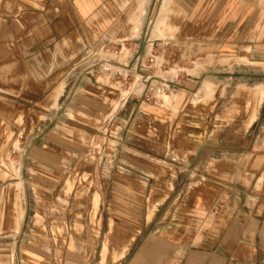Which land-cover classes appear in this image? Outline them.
I'll return each mask as SVG.
<instances>
[{
	"label": "crops",
	"instance_id": "obj_1",
	"mask_svg": "<svg viewBox=\"0 0 264 264\" xmlns=\"http://www.w3.org/2000/svg\"><path fill=\"white\" fill-rule=\"evenodd\" d=\"M111 13L117 15L113 17ZM135 20L140 21V27L134 34L138 38L131 55L136 52L150 53V46L153 45L156 54H170L174 49H180L185 55L194 52L205 56V59H215L223 53L235 52L239 36L264 37V0H0V66L11 70L5 89L7 100L12 103L6 104L2 114L13 115V102L45 100L53 95L55 104L62 100L64 93L65 99L74 98L77 92L73 89L77 84L84 89L77 95L82 93L86 99H94L92 95L95 91L107 95L115 91L120 95L116 87L93 78L92 72L86 70L87 66L76 76L65 77V86L58 88L62 77L60 54H81L86 49H73L59 42L84 30L86 35L96 31L97 37H102L100 49L104 44L121 45L126 41L125 37L113 39L123 34L129 36ZM257 20L261 23L256 25ZM154 30L156 33L151 36ZM110 35L115 37L111 39ZM226 62L204 60L199 62L202 64H199L201 70L197 75L182 73L176 80L169 79L172 87L168 91L180 93L181 103L179 110H174L171 116L143 110L138 100L124 115L127 119L132 116L133 128H117L116 132L126 137L115 139L135 152L133 156L121 155L112 160L117 167L114 177L121 182L117 186L121 195L117 193L118 199L106 209L118 214L119 222H114L119 224L118 227L136 231L130 236L127 246L119 251L115 264H256L255 260L264 264V208L260 212L258 206H254L253 200H250L254 197L253 192L248 190L254 180L262 181V160L255 158L249 171L244 165L241 172L235 171L227 176H223L220 167L207 172L205 161H193L204 143L197 139V132L201 128L215 126L210 123L212 111L208 112L202 105H192L191 100L202 94L206 99L214 95L215 101L221 100L222 80L217 74L222 72L228 73L224 80L229 83L224 90L231 93L232 86L238 83L239 66ZM163 63L155 55L151 69L142 73L153 74L154 68ZM181 63L188 69H195L190 68L191 63L187 60ZM30 70L37 73L32 74ZM103 76L126 87L125 96L120 97L123 104L127 99H133L131 83L116 80L107 74ZM205 81L214 83L215 94L214 89L208 94L201 89ZM151 82L155 83L156 79H151ZM162 95L163 99L159 96L152 102L158 108L163 107L164 97L169 94ZM173 101L164 102L170 105ZM261 103H264V96ZM58 111L54 110L52 114L53 127L39 132L33 140L37 144L38 155L22 163L23 169L37 172L33 181L41 197L52 196L59 187L63 169L73 162V159L63 157L71 153L70 148L84 143L90 134L93 136L106 131V128H78L71 118L68 127L62 126ZM71 111L76 118L82 117L79 113L93 117L100 113L88 106ZM114 117L111 115L109 121ZM255 123L253 119L244 127L248 128L246 132L250 128H264V124L256 127ZM11 127H14L13 123ZM42 127L46 126L39 122L34 125V128ZM228 127L237 128L226 124L217 128ZM152 132L157 135H150ZM169 134H176L175 138ZM160 139L162 142H159ZM160 148L169 156L166 157L168 166L165 175L158 179ZM174 151L180 157H176ZM29 178V174H22V184ZM106 178L102 180L107 181L110 174ZM127 180L138 182L133 192H129ZM2 182L4 180L0 178V264H32L37 261L38 255L30 249L29 230L56 226L51 224L57 223L56 212L61 210L39 202L32 205L29 199L24 198L18 205L15 199L13 201V191L7 188L8 183L4 185ZM141 182L144 184L141 185ZM238 183L244 189H239ZM223 188L227 192L244 193L246 200L249 199L245 209L241 211L235 205L229 212L224 211L217 200ZM22 194L26 196L25 190ZM144 197L153 198L152 204L143 203ZM169 198L175 200L164 207ZM52 213L55 214L53 217ZM36 214L43 219V225L36 224ZM159 214H164L161 220ZM133 245L136 246L133 248Z\"/></svg>",
	"mask_w": 264,
	"mask_h": 264
},
{
	"label": "rangeland",
	"instance_id": "obj_2",
	"mask_svg": "<svg viewBox=\"0 0 264 264\" xmlns=\"http://www.w3.org/2000/svg\"><path fill=\"white\" fill-rule=\"evenodd\" d=\"M110 15L115 17L117 14L111 13ZM258 22L259 20L255 21V24L257 25ZM132 29H130L129 36L123 34L113 39L126 38V41L121 42V53L116 58L100 49L99 42L102 37H97L96 31H93L94 33L89 36L82 30L75 37L63 38L59 42L63 46H70L73 49H86L81 54L76 52L60 54L62 77L58 88L62 89L65 86V77L76 76L83 67L90 66L88 70L92 72L93 78L116 87L120 95L115 91L108 95L95 91L92 95L94 99H86L82 93L77 95L78 92L84 90L82 85L78 86L77 84L73 89L77 92L74 98L70 96L65 99L66 93H64L62 100L57 101L55 104L53 95L45 100L13 102L15 108L13 115L5 116L2 113L6 109V104H12L11 101L7 100L8 96L5 89L8 74L11 73V70H8L4 65L0 66V127H2L0 128V178L4 180L2 183L4 185L8 183L7 188L13 191V201L15 199V203L17 202L18 205L24 198L29 199L32 205L39 202L53 206L54 210H61L60 213L56 212L57 223L51 224H56V226L29 230L30 249L38 255L37 261H33L32 264H115L119 259V251L125 245L127 246L128 241L130 242V236L136 231L118 227L119 224L114 223L119 222L118 214L108 212V209H106L107 207L110 208L114 200L118 199L117 193L121 195V191L117 187L121 182L114 177L116 176L117 167L113 165L112 160L119 158L121 155L122 157L133 156L135 152L129 146L117 143L116 137L123 140L126 136L118 134L116 130L117 128H133L132 116L127 119L124 115L134 107L136 100L141 102L140 107L143 110L155 114H168V116H171L174 110L177 112L181 103L179 100L180 93L167 91L165 93L169 94V101L170 99L172 101L174 99V101L170 105L163 101L162 108H158L152 102H143L141 98H129L123 104L120 97L125 96L126 87L106 79L100 72L98 65L94 64L99 58H114L126 62L138 38V35H134ZM108 37L112 39L115 36L110 35ZM143 53V55H146L148 51ZM156 55L164 63L161 66H156L152 73L156 76L175 80L177 76L181 77L182 73L197 75L201 70L199 64H202L199 62L204 60L211 62L216 59L220 62L227 61L226 63H229L231 61L238 64V83L235 87L232 86L231 93L229 90L227 92L224 90V86L229 82L224 80L228 73L222 72L217 74L222 80L219 93L222 97L221 100L215 101L214 95L206 99L204 94L197 95L191 100L192 105H202L208 112L212 111L210 123L215 126V128H201L200 132H197V139L199 138L204 143L193 161L194 163L205 161L207 172L218 170L220 167L223 176H227L229 173L233 175L235 171L237 173L241 172L244 165H246L244 168L249 171V166L253 160L260 158L263 162L264 172V128H250L248 132H246L248 128H244L253 119L256 120V127L264 124V103H259L260 106L256 107L255 118L254 116L250 118V109L251 106L255 107L256 98L252 97L253 95L249 91L256 85L264 83V37L239 36L238 48L235 52L223 53L224 56L215 59L213 57L205 59V56L194 52L185 55L180 49H174L170 54L157 53ZM183 60L190 62V68L195 69H188L187 65L181 63ZM35 72L37 73L35 70H30L32 74ZM41 76H43V73ZM211 83V92L214 89L215 94V85ZM77 87L79 88L77 89ZM141 87L140 85L136 91L137 93H139ZM69 88L70 85L67 86V91ZM57 92H59V89ZM160 96L163 99V95ZM197 100H199V103H196ZM82 106L98 109L100 111L99 116L93 117L79 113L82 117L76 118L71 110ZM54 110H59L58 114H61L59 119L63 122L62 126L68 127L69 118H71L74 120L72 123L75 126L78 125L76 126L78 128H106V131L93 136L90 134L89 139L84 143L70 148L71 153L65 154L63 157L64 159H73V162L63 169L59 187L54 190L52 196L41 197L38 195L33 181L34 174L37 172L33 169H23L22 163L38 155L39 151L35 147L37 144L33 140L39 132L48 131L53 127L52 114ZM111 115H115V117L109 121ZM116 116H118L117 119ZM37 122L43 123L46 127L34 128ZM11 123L14 127H11ZM224 124L237 128H217ZM123 125L125 127H122ZM107 128L110 129L107 131ZM149 134L157 135L156 132ZM158 135L161 136V134ZM175 135L169 134L173 138H175ZM125 139L128 141V138ZM159 142H162V140L160 139ZM147 150L149 151V149ZM158 151L160 152L158 162L161 167L159 179L161 175H165L168 166L166 157L169 154L166 155L161 148ZM174 155L180 157L177 151H174ZM25 173L30 175L25 183L26 185L22 184L21 181L22 174ZM107 174H110V178L103 181L102 178L107 179ZM229 177L232 178L233 176ZM248 177H252V174H248ZM9 178H13V180L6 181ZM16 181L21 183L16 184ZM136 184L138 182L126 181V185L130 186L129 192H133ZM143 184L141 182V185ZM237 186L239 189H244V186L240 183ZM23 190H25V197L22 194ZM248 190L253 192L254 195L250 200H253L254 206H258V210L261 212L264 208V175L261 182L254 180ZM152 199L151 197H147V199L144 197L142 202L151 205ZM174 200L175 198H169L164 202V207ZM217 200L221 202L223 210L228 212L235 205L242 211L245 209V204L249 203V199L246 200L244 193L227 192L224 188L217 195ZM53 215L55 214L52 213L51 216L53 217ZM163 215L159 214V220ZM35 220H37V225L44 224L41 222L43 219L37 214ZM135 246L133 245V248ZM255 263L258 264L256 260Z\"/></svg>",
	"mask_w": 264,
	"mask_h": 264
},
{
	"label": "built area",
	"instance_id": "obj_3",
	"mask_svg": "<svg viewBox=\"0 0 264 264\" xmlns=\"http://www.w3.org/2000/svg\"><path fill=\"white\" fill-rule=\"evenodd\" d=\"M101 49L114 58L121 53V45L104 44ZM156 48L150 46V53L143 55L136 52L129 56L126 62L115 60L114 58H99L94 64H97L103 74H107L116 80L131 83L130 94L133 98H141L144 101L153 102L161 94L171 89V80L156 76L153 74H144V70H150L155 62ZM90 66H87L86 70ZM151 79H156L155 83ZM142 86L139 93L137 89Z\"/></svg>",
	"mask_w": 264,
	"mask_h": 264
},
{
	"label": "bare ground",
	"instance_id": "obj_4",
	"mask_svg": "<svg viewBox=\"0 0 264 264\" xmlns=\"http://www.w3.org/2000/svg\"><path fill=\"white\" fill-rule=\"evenodd\" d=\"M141 18V17H140ZM140 20V19H139ZM139 20H135L134 21V28L132 29L133 30V33L136 34L139 27H140V21ZM154 22V21H153ZM155 26V25H154ZM153 26V27H154ZM152 27V26H151ZM158 32H159V28L157 29ZM156 33V31L154 30L152 32V34L150 33L151 36H154ZM202 89L203 91L206 92V94L210 93L211 92V86H210V83L205 81L203 82V85H202ZM251 93H252V97L256 98V104H255V107L251 106V109H250V118H252L253 116H255V112H256V107H258L259 103L262 102L263 100V96H264V84L260 83L259 85H256L255 87L251 88L249 90ZM164 101L165 102H168L169 101V97L168 96H165L164 97ZM258 101V103H257ZM17 218V217H16Z\"/></svg>",
	"mask_w": 264,
	"mask_h": 264
}]
</instances>
